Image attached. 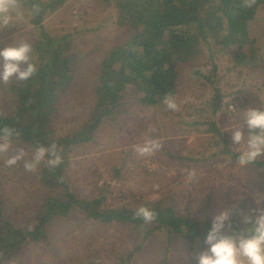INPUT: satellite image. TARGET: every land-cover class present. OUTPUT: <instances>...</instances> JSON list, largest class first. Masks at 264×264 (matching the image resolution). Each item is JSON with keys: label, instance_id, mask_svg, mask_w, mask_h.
Listing matches in <instances>:
<instances>
[{"label": "rangeland", "instance_id": "obj_1", "mask_svg": "<svg viewBox=\"0 0 264 264\" xmlns=\"http://www.w3.org/2000/svg\"><path fill=\"white\" fill-rule=\"evenodd\" d=\"M114 6L107 0H69L44 21L51 37H70L75 56V80L59 92V136L84 122L96 104L105 56L133 35ZM17 9L14 0H0V48L39 39L25 11ZM249 24L248 36L229 45L213 33L200 37L195 59L178 66L175 109L142 105L128 85L118 111L104 120L93 141L70 150L65 177L71 191L98 201L95 208L102 210L160 202L197 222L227 212L226 226L234 215L246 223L254 209L264 208V170L255 163L264 152L244 164L237 158L247 147L246 110L264 109V4ZM34 51L32 63L39 57V49ZM11 79L0 80L5 115L13 109L14 95L6 90ZM235 128L244 132L240 142L233 139ZM37 155L23 142L0 139V204L16 227L34 222L51 192L38 180L43 158L37 161ZM46 232L44 240L22 245L2 264H119L130 256L129 264H196L207 248L166 230L148 234L145 227L103 223L80 211L53 220Z\"/></svg>", "mask_w": 264, "mask_h": 264}, {"label": "trees", "instance_id": "obj_2", "mask_svg": "<svg viewBox=\"0 0 264 264\" xmlns=\"http://www.w3.org/2000/svg\"><path fill=\"white\" fill-rule=\"evenodd\" d=\"M14 1L18 4L17 12L25 11L39 35L38 40L29 43L33 52L39 49V57L38 62H33L37 71L30 78H13L6 86L14 95V102L9 114L0 111V139L20 141L36 151L46 149L37 176L41 186L51 192L43 197L34 222L22 228L5 217L0 204V264L22 245L44 240L46 228L53 220L71 217L76 211L103 223L116 221L145 227L148 234L166 230L191 243L206 245L211 219L197 222L157 202L143 206L154 213L146 221L137 214V209H96L98 201L78 198L65 177L68 155L72 147L93 141L104 120L118 111L122 92L128 85H133L142 105L158 106L165 103L166 97L174 98L178 92V66L195 59L200 37L206 39L208 32L213 33L226 45L247 37L249 23L264 0H107V4L115 5L120 24L133 30V35L126 44L105 56L96 88V104L84 122L67 136L57 135L55 121L59 92H65L76 77L75 56L70 37H51L44 30V21L50 12L69 0ZM1 106L0 101V109ZM213 131L226 141L216 126ZM54 160L57 162L50 163ZM255 163L264 170V159ZM249 226L247 222L237 221L234 215L224 231L240 236ZM130 257L119 264H129Z\"/></svg>", "mask_w": 264, "mask_h": 264}, {"label": "clouds", "instance_id": "obj_3", "mask_svg": "<svg viewBox=\"0 0 264 264\" xmlns=\"http://www.w3.org/2000/svg\"><path fill=\"white\" fill-rule=\"evenodd\" d=\"M2 7L7 11L9 5L5 3ZM31 51L32 46L29 43L0 48V80L7 81L14 76L22 80L30 78L37 71L36 65L31 62ZM165 103L170 109L177 107L176 101L171 97H166ZM244 117L249 132L247 147L239 157L241 164L264 152V109L249 108ZM233 139L236 142L244 139L243 130L235 128ZM45 151L44 148L38 151L37 161L44 156ZM137 214L146 221L151 220L154 215L148 207L137 209ZM228 219L227 212L215 217L205 236L207 248L199 253L196 264H264V208L254 209L253 213L246 217L250 226L246 233L240 236L223 231Z\"/></svg>", "mask_w": 264, "mask_h": 264}]
</instances>
